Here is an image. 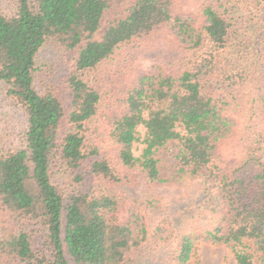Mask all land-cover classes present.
<instances>
[{
    "label": "trees",
    "instance_id": "16d2710c",
    "mask_svg": "<svg viewBox=\"0 0 264 264\" xmlns=\"http://www.w3.org/2000/svg\"><path fill=\"white\" fill-rule=\"evenodd\" d=\"M10 1L0 100L18 122L0 136V264H191L197 241L264 264V70L245 108L233 54L264 0H195L193 11L136 0L100 41L107 0ZM46 49L79 52L66 129L40 81ZM171 142L181 148L165 179L158 154ZM140 183L146 199L125 194ZM161 187L176 189L168 204Z\"/></svg>",
    "mask_w": 264,
    "mask_h": 264
},
{
    "label": "rangeland",
    "instance_id": "374dc122",
    "mask_svg": "<svg viewBox=\"0 0 264 264\" xmlns=\"http://www.w3.org/2000/svg\"><path fill=\"white\" fill-rule=\"evenodd\" d=\"M109 9L107 10L102 28L95 35V39L102 40L105 31L108 29L112 20L125 16L127 11L134 5L136 0H107ZM179 8L183 10H195V0H178ZM10 0H0V7L9 9ZM79 52H56L53 49L43 51L40 59L43 65V73L40 75V81L43 80L46 84L51 85L63 102L66 117L64 121V129L67 128L68 116L73 111L72 93L67 83L68 77L73 71L76 59ZM145 53V52H144ZM142 53V54H144ZM139 56V61L142 62L143 68L149 65V59L142 55ZM235 57H241L243 66L247 72V95L243 98L242 104L245 108L250 107V100L253 92L261 80V73L264 70V11L254 16V22L247 29L241 31V36L235 47L233 48ZM41 84V82L39 83ZM8 118V119H7ZM9 120V121H8ZM7 122L17 124V114L7 103L0 100V136L6 127ZM178 142H171L165 146L158 154L159 166L162 176L165 179H172L177 172L176 157L180 151ZM225 153H229V146L223 147ZM107 152H114V145L106 146ZM116 161V160H115ZM144 185H131L125 189V194L128 197H137L146 199L147 195L143 193ZM176 189L170 187H161L157 190V195L166 199V204L176 195ZM168 202V203H167ZM35 246L40 247V239L37 238ZM257 261L259 256L255 254ZM191 264H238L235 258L234 251L227 245H214L203 241L195 243V255Z\"/></svg>",
    "mask_w": 264,
    "mask_h": 264
}]
</instances>
